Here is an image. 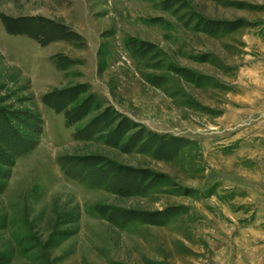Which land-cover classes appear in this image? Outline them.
<instances>
[{"label": "rangeland", "instance_id": "rangeland-1", "mask_svg": "<svg viewBox=\"0 0 264 264\" xmlns=\"http://www.w3.org/2000/svg\"><path fill=\"white\" fill-rule=\"evenodd\" d=\"M0 264H264V0H0Z\"/></svg>", "mask_w": 264, "mask_h": 264}]
</instances>
